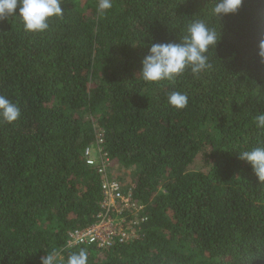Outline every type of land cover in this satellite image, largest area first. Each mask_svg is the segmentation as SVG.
Wrapping results in <instances>:
<instances>
[{"label": "trees", "instance_id": "1", "mask_svg": "<svg viewBox=\"0 0 264 264\" xmlns=\"http://www.w3.org/2000/svg\"><path fill=\"white\" fill-rule=\"evenodd\" d=\"M61 0L62 18L43 33L18 17L0 19V95L18 104L0 120V264H57L83 248L88 264H264V182L238 159L264 144L254 117L264 112V0H244L215 17V0ZM18 13V8L15 10ZM14 13V15H15ZM204 21L221 39L212 67L172 81L145 82L141 61L153 43L178 42ZM180 91L183 109L167 102ZM101 139L107 162H86ZM104 179L117 181L139 209L135 235L69 244L102 206Z\"/></svg>", "mask_w": 264, "mask_h": 264}, {"label": "clouds", "instance_id": "2", "mask_svg": "<svg viewBox=\"0 0 264 264\" xmlns=\"http://www.w3.org/2000/svg\"><path fill=\"white\" fill-rule=\"evenodd\" d=\"M243 2L244 0H215L212 13L216 18L236 14ZM112 6V0H98V15L103 16ZM17 8L18 13H15ZM8 16L18 17L26 32L43 33L49 28L48 21L52 17L62 18L64 12L61 0H0V19ZM220 39V31L217 32L202 20L192 21L178 42L151 44L141 61L139 78L152 83L172 81L189 68L192 74L199 75L212 67L207 53ZM257 47V55L264 62V34L261 35ZM167 102L179 110L187 106L188 97L180 91H172L168 94ZM20 116L18 104L0 95V120L12 124ZM254 122L257 129L264 130V112L255 116ZM238 159L251 167L258 181L264 182V144L240 151ZM57 257L58 253L55 251L46 254L41 258V264H57ZM65 264H88L87 251L81 248L78 252L71 253Z\"/></svg>", "mask_w": 264, "mask_h": 264}, {"label": "built area", "instance_id": "3", "mask_svg": "<svg viewBox=\"0 0 264 264\" xmlns=\"http://www.w3.org/2000/svg\"><path fill=\"white\" fill-rule=\"evenodd\" d=\"M100 142L101 139H98L87 147L84 156L88 164L100 166L99 170L103 171L107 159ZM94 152H97L99 157L95 158ZM102 191L104 195L102 206L106 211L112 208L117 214L112 216L107 213H101L99 214V220L91 226L70 232L69 244L96 242L98 246H106L114 239L129 240L135 235L134 225L138 223V220L132 219L125 223V218L120 216L122 209L135 208L136 210L137 205L131 200L129 192H124L117 181L110 179H104L102 182Z\"/></svg>", "mask_w": 264, "mask_h": 264}, {"label": "rangeland", "instance_id": "4", "mask_svg": "<svg viewBox=\"0 0 264 264\" xmlns=\"http://www.w3.org/2000/svg\"><path fill=\"white\" fill-rule=\"evenodd\" d=\"M94 157H95V158L99 157V154H97V152H94ZM138 211H139L138 208H136V210L134 209V212H133V215H134V216H133V217L137 216ZM127 227H128V226H127Z\"/></svg>", "mask_w": 264, "mask_h": 264}]
</instances>
